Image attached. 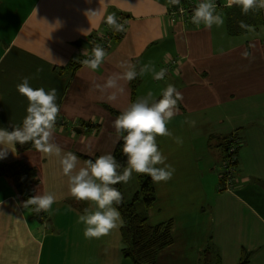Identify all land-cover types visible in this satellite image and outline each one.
Returning a JSON list of instances; mask_svg holds the SVG:
<instances>
[{
  "label": "crops",
  "instance_id": "crops-1",
  "mask_svg": "<svg viewBox=\"0 0 264 264\" xmlns=\"http://www.w3.org/2000/svg\"><path fill=\"white\" fill-rule=\"evenodd\" d=\"M200 2L0 0V128L12 131L27 115L29 102L16 87L24 77L34 89L55 88L60 108L56 120L66 125L54 126L52 142L62 154L70 151L78 157V171L85 166L78 155L114 153L120 136L113 127L117 117L108 106L119 112L130 107L131 81H118L117 89L97 85L122 73L121 62L135 68L150 65L155 72L167 69L162 80L154 79L152 70L141 76L136 95L142 98L151 91L158 100L169 84L183 94L179 113L168 124L183 145L167 136L156 138L166 163L175 168L170 180L154 183L155 203L148 212L151 225L173 222V243L159 253L157 262L202 264L205 250L211 248L221 264H238L244 249L251 252L250 264H264V10L260 21L255 11L245 15L239 6L228 8L227 0H218L216 13L224 22L206 28L191 21ZM113 13L124 31L106 23ZM225 13L253 30L236 28ZM108 34L118 39L92 71L82 64L93 49L89 38ZM245 51L248 58L242 56ZM114 93L115 99H109ZM186 119L195 126L184 123ZM83 123L99 129L76 134L74 129ZM233 135L241 145L234 189L221 192L226 154L222 144ZM8 148L0 166L20 161L35 168L40 183L34 196L49 192L56 202L42 221L30 205L23 206L26 200L14 179L0 177V264H48L45 256L62 246L53 243L57 236L71 224L79 227L81 209L95 211L96 206L71 196L59 157L35 148L20 151L18 143ZM41 224H47V230L42 231ZM90 242L84 237L83 245Z\"/></svg>",
  "mask_w": 264,
  "mask_h": 264
},
{
  "label": "clouds",
  "instance_id": "clouds-1",
  "mask_svg": "<svg viewBox=\"0 0 264 264\" xmlns=\"http://www.w3.org/2000/svg\"><path fill=\"white\" fill-rule=\"evenodd\" d=\"M168 2L171 5H179L180 0H168ZM233 5L239 6L242 14L245 15L264 10V0H227L225 6L231 8ZM98 12L89 10L87 13ZM191 21L198 27L203 23L206 28H211L213 24L220 26L224 22L216 13L213 0H202L194 8ZM106 23L117 32L125 30L124 24L118 23L115 13L107 16ZM240 27L248 31L253 30L243 22ZM83 54L88 56L87 52ZM242 56L248 58L250 53L245 51ZM105 57L104 47L97 44L93 47L91 56L84 59L82 64L95 71L104 62ZM120 66L125 69L122 73L109 76L104 85L97 87L117 89L118 81L130 82L150 70L153 71V78L156 80L164 79L167 73V69L164 68L155 72L150 65H144L139 71L127 62H121ZM16 87L29 102L27 115L22 127H15L12 131L0 128V146H2L0 159L8 155V145L16 143L24 145L28 142H32L33 147L46 156L59 157L62 173L69 178L71 196L77 201H91L97 206L95 211L85 208L84 214L78 217L77 222L85 225L83 234L86 239H100L107 236L122 223L120 212L114 206L122 203V194L113 187L114 185L129 182L133 172L148 175L154 183L166 182L173 177L175 168L166 163L167 158L159 150L156 138L167 136L176 144L183 145V139L173 136L168 128V124L179 113L178 102L183 100V94L174 85L169 84L163 89L162 98L158 100L153 99L151 91L148 92L145 97L138 98L130 107L122 111L113 121L117 135L123 139L122 153L127 157L126 166L121 165L113 154L108 153L98 156L94 161L87 160L85 166L75 172L79 163L78 157L70 151L62 154L61 147L52 142L56 117L60 111L56 103L57 90L52 88L46 91L43 87L34 89L28 77H24ZM119 90L123 91V89ZM109 99H115V93ZM184 123L195 126V121L186 119ZM55 202V195L45 192L30 197L23 206H34V212L39 214L48 212Z\"/></svg>",
  "mask_w": 264,
  "mask_h": 264
},
{
  "label": "trees",
  "instance_id": "trees-1",
  "mask_svg": "<svg viewBox=\"0 0 264 264\" xmlns=\"http://www.w3.org/2000/svg\"><path fill=\"white\" fill-rule=\"evenodd\" d=\"M262 12L263 10L256 12V20H263ZM228 28L229 32L232 34L235 27L231 25ZM96 38L97 35L89 38V43H91L93 47L97 45V41H93ZM117 39L118 37H113V40ZM74 44L80 46L79 42H76ZM107 50L105 51L107 52ZM73 67L74 65L67 66L64 67L63 70H67L68 68ZM139 69V67H136L137 71H139ZM165 78H167L166 75L164 79ZM140 84L141 76H137L136 79L131 81L130 105L137 100V89ZM108 110L116 117L121 113L109 106ZM22 125L23 123H21L18 127H22ZM65 125L66 124L64 122L56 120L55 127H63ZM98 129L99 125L83 123L82 127L77 130L74 129V132L76 134H83L89 133L93 130L97 132ZM236 138L237 137L233 135L231 139L229 138L224 141V144H222V146H225V151L228 149V146L232 142L238 140ZM238 142L240 144V140H238ZM19 145L20 151H25L34 148L32 142L25 143L24 145ZM240 147L241 145L238 146L237 151H239ZM122 148L123 139L120 136V139L115 147L113 155L116 157L117 161L121 165L126 166L127 157L123 155ZM78 156L84 162H86L89 159L94 161L99 155ZM133 174L137 179L138 190L135 192L132 199L127 200L125 196V188L123 182L113 186L117 188L122 194V203L119 205H114L115 207H117L122 217V225L120 227V237L123 243L122 253L125 258L131 259L134 264H158L157 260L159 253L173 243V222L170 220L167 222L160 223L158 225H151L149 223L148 212L155 203V185L154 182L151 180V177H149L148 175L138 174L135 172H133ZM0 177L13 178L19 194L26 201L30 197L34 196L33 190L40 183V179L36 169L20 161L9 162L1 165ZM222 178L223 180H221L220 185L221 192L226 191L225 187L223 186L225 183V179L224 177ZM31 207L34 208V206ZM81 210L84 211V209ZM203 258L204 260L202 264H221L220 256L218 254H215L214 250L211 248H207L205 250ZM250 258L251 252H249L247 249H244L241 253V258L238 264H250Z\"/></svg>",
  "mask_w": 264,
  "mask_h": 264
},
{
  "label": "rangeland",
  "instance_id": "rangeland-1",
  "mask_svg": "<svg viewBox=\"0 0 264 264\" xmlns=\"http://www.w3.org/2000/svg\"><path fill=\"white\" fill-rule=\"evenodd\" d=\"M223 17L226 21L229 19V17H231L234 20L235 27L242 29L240 27V20L237 19L233 13H225ZM110 36L113 37V35ZM109 50H107V52ZM124 188L127 200L132 199L133 195L138 190L137 179L134 174H132V178L129 180V182L124 183ZM81 205L83 206V204ZM93 205L96 206L95 203H93ZM37 216L42 221L44 220V213L42 216ZM77 221L76 224L79 226L78 228H75L74 224H71L63 232L62 236H57L53 243H61L62 246L61 248L57 247L58 249L48 253L45 256V260L48 262V264H66L68 262L70 264H125L126 262L127 264H134L131 259L125 258L122 253L123 243L122 240H120V227L122 223L118 228L112 230L109 235L103 236L100 239H90L91 242L85 246L83 245V233L85 225L78 223ZM46 225L47 224H41L42 231L47 230ZM70 228H73L74 230L69 231ZM113 239L117 241V244L112 241ZM115 245L117 248H115Z\"/></svg>",
  "mask_w": 264,
  "mask_h": 264
},
{
  "label": "built area",
  "instance_id": "built-area-1",
  "mask_svg": "<svg viewBox=\"0 0 264 264\" xmlns=\"http://www.w3.org/2000/svg\"><path fill=\"white\" fill-rule=\"evenodd\" d=\"M214 4L218 6V0H213ZM93 41H97V44L101 45L104 47L105 50L109 49L112 46V41L113 37L108 35L104 36H97L96 39ZM94 43V42H93ZM238 140L232 142L229 146L228 149L226 150L225 157L223 159V177L225 179L224 187L227 190H233L234 189V184H235V173L238 169L237 163H238V146H239ZM44 212H41L37 215L42 216Z\"/></svg>",
  "mask_w": 264,
  "mask_h": 264
}]
</instances>
